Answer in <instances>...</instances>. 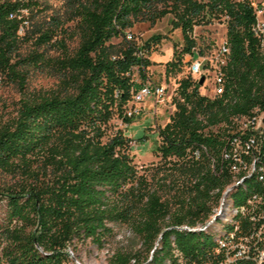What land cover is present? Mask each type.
Masks as SVG:
<instances>
[{
  "label": "trees",
  "instance_id": "trees-1",
  "mask_svg": "<svg viewBox=\"0 0 264 264\" xmlns=\"http://www.w3.org/2000/svg\"><path fill=\"white\" fill-rule=\"evenodd\" d=\"M35 3H0V75L22 87L25 65L44 56L36 49L21 56L20 41L33 38L37 47L55 38L63 50L53 61L59 90L20 100L16 116L0 124V175L14 181L0 184L5 201L0 264H72L65 252L71 243L90 240L101 247L112 233L109 224L128 226L148 253L142 260L116 254L111 264H174V250L188 262H200L216 237L209 242L196 236L208 238L218 231L214 226L193 229L208 221L232 182L227 171L219 172L227 127L232 118L264 110V45L251 31L253 7L236 0H71L65 22H74L78 43L68 53L67 30L57 15L46 26L17 35L20 19L9 13ZM168 14L183 40L179 52L173 44L166 62L170 69L194 54V26L228 16L225 90L209 99L189 78L182 79L175 111L158 134V164L139 172L129 155L130 139L110 130V123L114 117L132 122L125 108L145 82L149 53L163 36L137 42L126 40L125 31L137 21L152 25ZM137 50L143 55L137 56ZM134 67L139 84L132 78ZM237 194L233 190L229 197Z\"/></svg>",
  "mask_w": 264,
  "mask_h": 264
},
{
  "label": "built area",
  "instance_id": "built-area-1",
  "mask_svg": "<svg viewBox=\"0 0 264 264\" xmlns=\"http://www.w3.org/2000/svg\"><path fill=\"white\" fill-rule=\"evenodd\" d=\"M25 1V0H18ZM247 1L253 7L254 22L251 25L253 35L261 46L264 45V0ZM4 0H0L3 3ZM21 7L10 12L9 18H19L17 35L24 34L27 24L25 10ZM25 16V17H24ZM227 15L222 17L225 22ZM126 40L140 42L141 34L125 31ZM195 49H193L194 51ZM195 53V52H194ZM230 48L226 38L211 53L187 54L190 62L187 76L198 88L201 96L214 99L222 96L225 90L224 68L227 64ZM142 56V51H136ZM138 72V68H137ZM203 82L199 84L201 78ZM179 77H169L163 83H156L146 78L141 87L135 91L130 106L125 108L124 115L133 118L143 112L141 105L151 103L152 117L157 118L161 108H167L168 117L161 126H156L157 135L170 122L175 111L174 98L177 96ZM156 122V121H155ZM225 145L220 151L219 172L227 171L232 182L222 193L208 221L193 230H205L211 226L217 228L213 248L200 262H188L176 251H173L174 264H264V110L254 108L250 116L235 117L227 127ZM203 151H206L202 147ZM212 164L214 160L211 159ZM214 166V165H213ZM239 190L242 199L237 207L229 195ZM179 229H188L182 226ZM69 256L70 249L65 250ZM72 260V258L69 256ZM72 264H78L72 260ZM167 264H173L168 262Z\"/></svg>",
  "mask_w": 264,
  "mask_h": 264
},
{
  "label": "rangeland",
  "instance_id": "rangeland-1",
  "mask_svg": "<svg viewBox=\"0 0 264 264\" xmlns=\"http://www.w3.org/2000/svg\"><path fill=\"white\" fill-rule=\"evenodd\" d=\"M32 1H36V3L30 5L24 12L28 19L24 31L28 28L31 30L35 25L43 24L46 26L49 23V17L57 15L63 21V27L67 30L64 41L65 50L68 53H72L77 46L78 37L73 32L74 22H65V18L69 14L71 0ZM170 18L171 15H165L152 25L146 21H137L130 28L134 34H141L142 41H145L154 34H161L163 36L149 53L151 65L145 69L146 77L156 83H163L169 77L174 76L179 77L180 80L185 79L187 68L190 64L186 60L188 56L184 55L179 66L172 69L167 67L166 62L172 58V54L170 55L169 52L170 47L173 52V44H175L176 50L179 52L183 46L181 31L178 28H171ZM191 36L196 41V50H194L195 53L192 55L193 58L196 56L197 50L200 54H209L226 38V24L223 20L214 18L208 25L194 26ZM57 38H60V35ZM54 40L55 38L50 43H44L37 47L33 44V38L20 41L19 54L21 56H26L31 50L36 49L43 54L44 59L35 64L30 63L25 65L23 69L26 71V77L22 87L18 83H12L0 75V124H5L16 116L20 100L58 92L59 80L53 61L63 53V50L56 42H53ZM113 40L117 42L119 38H114ZM153 52L159 55L155 60H152L151 55ZM168 57L170 58L169 60H167ZM132 78L136 84L141 83L137 67L133 68ZM130 105L129 102L127 107ZM141 107L143 112L134 116L129 125L122 123L116 117L110 123V130H121L130 139L129 155L139 172H142L143 168L151 166L153 168L158 164L159 157L155 154V148L160 141L156 126H161L169 113L167 108H161L159 117L153 118L151 103L146 102ZM13 182L10 177L3 174L0 175L1 185H11ZM242 196L241 194H237L231 198L234 203L233 207H237L238 201L242 199ZM170 204H172L171 211L173 212L175 210L173 199H170ZM4 211L5 201L0 200V217L3 216ZM168 221L169 219L166 220V222ZM108 226L112 228V233L104 239L101 247H98L90 240L83 242L74 240L69 246L72 252V260L78 264H111V260L116 254L134 255L140 260L147 257L148 253L142 245L141 239L128 226L120 224H109ZM216 235L217 233L213 232L208 238L204 235H198L196 238L208 239L210 242ZM159 245L160 242L157 240L154 246L158 247ZM131 264H133V261Z\"/></svg>",
  "mask_w": 264,
  "mask_h": 264
},
{
  "label": "crops",
  "instance_id": "crops-1",
  "mask_svg": "<svg viewBox=\"0 0 264 264\" xmlns=\"http://www.w3.org/2000/svg\"><path fill=\"white\" fill-rule=\"evenodd\" d=\"M169 52H170V55H171V54H172V53H171V52H172V51H171V47H170V49H169ZM151 56H152V60H155V59L158 58L159 55H157V54H155V52H153ZM151 56H150V58H151ZM169 59H170V58L168 57L167 60H169Z\"/></svg>",
  "mask_w": 264,
  "mask_h": 264
},
{
  "label": "water",
  "instance_id": "water-1",
  "mask_svg": "<svg viewBox=\"0 0 264 264\" xmlns=\"http://www.w3.org/2000/svg\"><path fill=\"white\" fill-rule=\"evenodd\" d=\"M204 78L202 77L199 81V84H201L203 82ZM160 238V237H159ZM72 258V254L69 255Z\"/></svg>",
  "mask_w": 264,
  "mask_h": 264
}]
</instances>
